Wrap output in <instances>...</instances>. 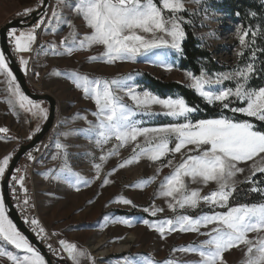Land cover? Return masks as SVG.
I'll return each mask as SVG.
<instances>
[{
    "label": "snow or ice",
    "instance_id": "1",
    "mask_svg": "<svg viewBox=\"0 0 264 264\" xmlns=\"http://www.w3.org/2000/svg\"><path fill=\"white\" fill-rule=\"evenodd\" d=\"M192 2L200 3L201 0H192ZM43 3L44 0H40V4ZM59 5L70 8L77 16L82 17L90 32L80 36L72 21L62 15ZM32 11L33 9L30 8L24 9L18 15L28 16ZM165 11L170 15H165ZM184 11H186L185 0H160V6L155 0H57V6L52 8L47 22L45 21L47 13H45V16H41L29 29L13 28L8 31L7 36L13 52L19 55L21 70L25 74L29 71V59L21 54L34 51L37 29L42 25L45 26V31L55 32L56 26L60 24H66L71 29L60 41L63 53L55 44L48 46L52 55L70 56L75 51L103 46L102 53L88 57L90 62L99 61L107 64H114L117 61L135 62L137 56L153 53L154 50L172 49L177 53L182 52L181 45L186 36L183 25L190 23L180 15ZM249 31L252 36L250 43L255 44L257 31L249 29L240 34V29H237L239 43L243 47L249 46L246 42ZM40 47L45 48L44 45ZM40 54L37 52V55ZM43 54L47 55L49 52L45 51ZM237 55L243 56V51H238ZM255 58L256 52L253 51L252 61H255ZM160 63L171 70L172 65L166 64L163 59H160ZM256 72L254 63L249 62L242 67L238 65L227 73H214L209 76L202 70L199 76L192 73L186 75L190 79L188 86L207 103L219 102L223 109L264 122V87L255 89L248 86ZM35 75L39 77L38 72ZM56 75H67L74 86L82 91L84 98L95 104V111L91 112L95 122L77 113L76 117L84 119L88 126L73 130L75 134L94 142L102 152L99 156L100 162L93 164L95 170L93 180L100 179L103 162L112 156H118L121 147L133 143L132 155L119 163L117 168L122 169L126 165L139 162L141 158H147L152 162L162 161V158L171 154L172 158L167 159L166 163L162 162L160 168L156 170L158 175L163 167L172 169L171 173L161 180L157 195L165 198L168 209L174 213L177 209L186 207L195 209L201 202L211 209L210 212L195 217L180 214L172 218L142 221L150 230L157 232L161 239H166L168 235L177 231L206 237L199 243L193 242L172 249L173 253L196 254L198 260H178L170 257L161 262L151 257L134 258L128 255L121 258L124 264H227L224 254L241 245L246 247V259L242 264H264V234H262L264 203L234 206L229 204L237 184L245 181L254 185L251 191L264 193V188L255 186L256 182L252 179L257 173H264V131L257 130L255 124L249 120H236L225 115L193 120L192 114L199 110L197 107L190 106L183 97L161 98L149 90L138 91L139 85L132 83L134 79L132 74L105 78L73 70L68 73L56 71ZM0 76L4 77L3 83L7 92L5 100L9 107L13 110H22L38 120L34 132L28 136V139H32L34 134L41 131L39 121L48 119V109L22 91L9 65V58L3 50H0ZM226 81H234L235 87H224ZM125 97L131 103H126ZM236 101L242 106L230 107ZM153 106H160L161 112H154ZM157 115L170 117L176 122L147 127L144 126L142 119H137L138 116ZM0 133L5 134V139H16L8 135L7 127H0ZM70 134L64 132L60 135L67 137ZM113 140L117 143L105 151V146ZM55 148L57 152L52 159H60L62 162L57 168L48 170L50 177L68 184L76 191H80L81 186H89L93 180L73 170L67 159V146L59 138L55 141ZM36 150L39 151V148ZM176 154L180 156L178 162L175 161ZM12 156L13 154L9 153L0 158V179L5 176ZM27 159L35 161L36 157L32 152H28ZM247 162H251L247 169L249 175L245 177V181H239L236 179L237 175L246 171L240 165ZM117 168L107 173L103 185L110 183L107 177L117 171ZM24 170L23 167L17 168L11 177L12 182L18 185L23 193V197L18 198L22 212L33 206L25 185L26 177L21 174ZM155 180L156 176H152L141 183L146 185ZM210 182L216 184V189L203 195L202 188L189 186L190 184L207 186ZM13 192L15 195V189ZM117 202L136 207L130 199L123 197ZM217 208L226 210L217 211ZM143 211L150 212L152 217H156L157 213L164 211V208L153 204ZM24 219L33 226L37 235L45 234L44 227H37L38 219H29L27 215ZM119 222L128 226L133 223L129 218H123ZM249 233H257V237L250 239ZM58 243L60 249L53 250L57 256L63 251L72 264H81L82 258H87L91 264H95V258L76 243L64 239L59 240ZM8 246L15 250V254L12 250H8ZM0 257H7L11 264H46L45 258L9 218L2 195H0Z\"/></svg>",
    "mask_w": 264,
    "mask_h": 264
},
{
    "label": "rangeland",
    "instance_id": "2",
    "mask_svg": "<svg viewBox=\"0 0 264 264\" xmlns=\"http://www.w3.org/2000/svg\"><path fill=\"white\" fill-rule=\"evenodd\" d=\"M52 1L57 2V0H49L48 7L42 15L45 16V13H47L45 16L46 22L51 15ZM259 2L264 3V0H259ZM157 5L160 6V3ZM40 6V0H0V27L13 18H22L24 15H18V13H22L24 9L30 8L35 11ZM59 7L62 15L75 25V30L80 36L90 32L82 17L77 16L70 8L64 5ZM185 9L186 11L180 13V15L190 21V23L185 24L189 25L199 44L210 52L213 62L220 68L218 70H210L207 68L210 64L204 60L203 71L211 76L214 73H227L238 65L242 67L249 62H253L257 72L253 74L248 86L255 89L264 87V6L261 7L260 17L253 20L252 24H244L239 20L238 12L228 5L225 0H201L200 3L185 0ZM165 15H170V13L165 11ZM30 27L18 28L17 30H27ZM44 28L45 26L42 25L40 29H37V35L41 32L42 38L45 39L42 44L45 48L41 49L40 45L35 49L33 45V52L21 54L29 59V71L27 74L23 71V74L26 76L31 90L48 93L55 98L57 102L55 120L50 131L39 144L28 151L35 155L36 160H28L27 152V154L22 156L18 164L25 169L21 174L26 177L25 185L36 205L37 213H39L37 203H43L48 207L46 212H50L55 217L53 218L54 226L44 224L52 227L58 233V235H55L54 240L56 249H60L58 242L61 239L76 243L89 253L91 257L95 258V264H124L121 258L128 255H132L134 258L136 256L151 257L153 260L161 262L170 257L178 260H198L199 257L196 254L173 253L172 249L187 246L193 242L199 243L206 237L198 236L196 233H181L177 231L168 235L166 239H161L157 232L150 230L147 225L142 223L144 219L151 221L152 219L172 218L180 214L195 217L211 211L208 205L201 202L199 207L195 209L186 207L185 209H177V212L174 213L168 209L165 198L157 195L161 180L169 175L172 169L163 167L158 175L156 170L160 168L162 162L166 163L167 159H171L172 155L170 154L168 157L162 158V161L157 162L141 158L139 162L126 165L122 169L117 168L119 163L132 155L134 144L129 143L119 149L118 156H112L106 162H103L100 179L93 180L95 176L93 164L100 162L99 156L102 152L96 147L94 142H90L82 135L75 134L73 130L88 126L84 119L76 117L77 113L95 122V117L91 115V112L95 111V104L91 100L84 98L82 91L74 86L67 75H56V71L68 73L73 70L87 73L90 76L105 78L132 74L134 78L132 83L139 85L138 91H151L146 76L148 75L161 82H177L190 88L188 86L190 79L186 74L192 72L181 67L182 52L177 53L172 49H162L154 50L153 53L147 55L137 56L135 62L117 61L114 64L99 61L90 62L88 57L102 53L104 51L103 46H93L88 50L75 51L70 56L67 54L52 55L48 46L55 44L57 49L63 53L60 41L68 35L71 29L66 24L57 25L55 32L51 30L45 31ZM237 29H240V34L249 29L257 31L255 44L250 43L252 36L251 31H249V36L246 37V42L249 43V46H241ZM45 51H48L49 54H43ZM238 51H243V56H238ZM253 51L256 52L255 61L251 59ZM37 52L41 54L37 55ZM158 57L163 59L166 64L172 65L171 70L162 65ZM16 62L21 68L19 55ZM37 72L39 77L35 75ZM3 80L4 77L0 76V127H7L9 129L8 135L16 137V139H5V134L0 133V158L9 153L14 155L22 144L30 140L28 136L34 132L38 123V120L30 114L19 109L13 110L9 107L5 100L7 92ZM256 80H259V82H256ZM257 83L261 85L259 87L253 86ZM223 86L234 88L235 82L226 81ZM213 87L215 88V86ZM194 92L196 93V91ZM152 93L155 94L154 92ZM168 96L181 97L179 94L174 93L161 98ZM38 102L48 109V104L45 101ZM125 102L131 103L127 97H125ZM236 102L240 104L239 101ZM240 106L242 105L240 104ZM230 107L237 106L230 105ZM152 110L161 112L160 106H153ZM224 110L232 113L228 109ZM237 114L245 116L241 113ZM222 115L234 118L233 113L232 115ZM198 116L199 111L192 114V119L196 120ZM248 118L256 120L254 117ZM137 119H142L144 126L147 127L176 122L164 115L138 116ZM44 122L39 121L40 127ZM255 126L259 130L256 124ZM64 132L71 134L67 137L60 135ZM57 138L67 146V159L73 170L93 180L89 186H81L80 191H76L62 181L52 179L48 173L49 169L57 168L62 162L60 159H52V156L57 152L55 148ZM115 143H117L115 140L111 141L105 146V151ZM37 148H39V151L36 150ZM179 159V154H176L175 161L178 162ZM250 164L251 162H247V164L240 165L246 171L238 174L237 180L245 181V177L249 175L247 169ZM113 168H117V171L107 177L110 183L103 185V179ZM152 176H156L154 182L146 185L141 183V181ZM2 179H0V195H2ZM252 179L256 182L255 186L264 188V173H257ZM242 184L249 185L251 188L254 186L252 183L245 181L237 184V187ZM189 186L191 188H202V195L215 190L217 187L214 182H210L207 186L198 184H190ZM250 189L249 191L255 196L254 200H245L242 193L238 197V203L232 204L230 198V206L245 203H264V193L253 192ZM120 197L130 199L136 207L117 202ZM153 204L164 208V211L157 213L156 217H152L150 212L146 213L143 211L144 208ZM216 210L225 211L226 209L217 208ZM123 218L131 219L133 221L132 225L128 226L120 223L119 221ZM59 224H61V227H59ZM202 231L204 230L202 229ZM248 235L250 239L257 237V233H249ZM69 236L73 239H69ZM8 250L15 251L11 246H8ZM245 253L246 247L241 245L239 248H233L226 252L224 256L227 264H242L246 259ZM63 254L64 252L61 251L60 256H54L57 262L72 264L67 254H65L66 257ZM61 256L63 259H61ZM0 264H9L7 257H0ZM81 264H91V261L87 258H82Z\"/></svg>",
    "mask_w": 264,
    "mask_h": 264
},
{
    "label": "trees",
    "instance_id": "3",
    "mask_svg": "<svg viewBox=\"0 0 264 264\" xmlns=\"http://www.w3.org/2000/svg\"><path fill=\"white\" fill-rule=\"evenodd\" d=\"M160 0H155L157 4H159ZM228 5H230L234 10H236L239 20H241L244 24H252L253 20L260 17V10L261 7L264 6V3H260L259 0H225ZM253 13L255 15H253ZM184 30L186 32L185 39L182 42V55L180 59V65L181 67L190 70L195 75L199 74L203 67L204 60L210 64L207 68L210 70H218L220 69L212 59V56L210 52L201 46L199 44V41L194 36L191 28L189 25L184 24L183 25ZM19 65V64H18ZM262 73V72H261ZM263 74V73H262ZM147 76V81L149 84V87L152 92L159 95L160 97H164L170 94L177 93L181 97H183L186 102L191 105L197 107L199 110V116L196 120L199 119H208L211 117H216L222 114H231L228 111H225L222 108V105L220 103L215 104H209L205 100H203L200 96H198L193 90L190 88L185 87L182 84H179L177 82H161L158 79H155L153 77ZM256 82H259V80H256ZM261 84L257 83L253 86L259 87ZM231 106H240L238 102H235L231 104ZM234 118L237 120H249L254 122L258 127L260 131H264V123L259 122L253 118H248L243 115L233 113ZM251 186L249 185H239L236 187V191L233 193V196L231 197L232 204L238 203V197H240V194L243 193V198L247 201L254 200L255 196L252 192L249 191ZM55 264H61L60 261H56Z\"/></svg>",
    "mask_w": 264,
    "mask_h": 264
},
{
    "label": "water",
    "instance_id": "4",
    "mask_svg": "<svg viewBox=\"0 0 264 264\" xmlns=\"http://www.w3.org/2000/svg\"><path fill=\"white\" fill-rule=\"evenodd\" d=\"M49 4V0H44L43 5L40 6L37 10L31 12L28 16L13 18L6 23H4L0 27V49L3 50L6 56L9 58V65L12 68L17 82L19 83L22 91L26 95H28L31 99L35 101H45L48 104V119L41 125V131L36 133L32 139L27 141L25 144H22L10 161L9 168L6 170L5 176L1 180V191L2 196L4 197L6 207L8 209L9 218L13 220L16 224L17 228L28 238L31 244L40 252V254L45 258L46 264H55L57 259L53 257L46 248L42 246L41 243L37 241L35 237L31 233H29L28 229L22 224L17 211L15 210L13 203L10 198L9 188H8V179L9 176L14 169L15 165L21 160L24 154L33 148H35L39 142L44 138V136L50 131L51 127L53 126L55 120V114L57 109V102L55 98L48 93H40L38 91L31 90L26 76L23 74V71L19 67L18 63L13 59L12 53L8 43V31L15 28H24L28 26H32L35 21L39 20V18L43 15L45 10L47 9Z\"/></svg>",
    "mask_w": 264,
    "mask_h": 264
},
{
    "label": "built area",
    "instance_id": "5",
    "mask_svg": "<svg viewBox=\"0 0 264 264\" xmlns=\"http://www.w3.org/2000/svg\"><path fill=\"white\" fill-rule=\"evenodd\" d=\"M51 3H52L53 7L57 6V2L52 1ZM37 21H35V23H37ZM44 40L45 39L42 38L41 32H40V34L37 35V40L34 44V48L36 49V47H39L40 45H42ZM8 43H9V41H8ZM9 47H10L13 59L16 61L18 59V55L13 52V47L10 43H9ZM17 168H21V166H19L18 163L15 165V167L12 170V172L9 176V179H8L9 194H10V198H11V201L13 203V206H14L15 210L17 211V214H18L20 220L22 221V224L25 225V227L28 229L29 233H31L33 235V237H35L37 239V241L42 244L43 248L45 247L46 248L45 250H47L54 257L56 254H54L53 250H56V247H55V243H54L55 235H52V233H56V232L52 227H48L47 225H45L42 222L41 218L39 217V215L37 213L36 205H35L33 199L31 198V194L29 191H28L29 197H30V200H31V203L33 206L28 208L26 212H22V210H21L22 206L18 205V198H22L23 193L21 192L19 186L15 185L14 182H12V180H11V177L15 173V170ZM13 189H15V195H14ZM25 215H27L29 219H31V218L38 219L39 225L37 227H39V226L44 227L46 230L45 234L37 235V232L34 231L33 226L30 225V223L25 222V219H24ZM42 237H45V238H42ZM49 245H51V248H49Z\"/></svg>",
    "mask_w": 264,
    "mask_h": 264
},
{
    "label": "crops",
    "instance_id": "6",
    "mask_svg": "<svg viewBox=\"0 0 264 264\" xmlns=\"http://www.w3.org/2000/svg\"><path fill=\"white\" fill-rule=\"evenodd\" d=\"M37 207H38V210H39L38 214H39V217L41 218L42 222L47 224V225H49V226H54L53 225L54 224V222H53L54 219L53 218H55V217L53 216V214H50V212H46L48 207L46 205H44L43 203H40V204L37 203ZM59 227H61V224H59ZM68 238L69 239L71 238V240L73 239L71 236H69ZM14 254H15V251H14ZM65 254L66 253H64L63 256L66 257ZM9 264H11L10 261H9Z\"/></svg>",
    "mask_w": 264,
    "mask_h": 264
}]
</instances>
